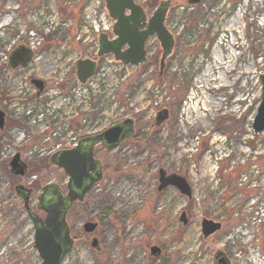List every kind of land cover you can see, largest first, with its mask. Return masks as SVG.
<instances>
[{
  "label": "rangeland",
  "instance_id": "obj_1",
  "mask_svg": "<svg viewBox=\"0 0 264 264\" xmlns=\"http://www.w3.org/2000/svg\"><path fill=\"white\" fill-rule=\"evenodd\" d=\"M161 1L135 0L148 16ZM169 1L165 25L175 46L163 73L152 37L145 62L128 67L126 77L112 56L96 55L99 33L111 36L104 0H0V264L40 263L14 187L33 190L29 205L35 210L41 187L64 188L67 181L39 151L52 148L48 105L57 98L37 97L30 80L47 88L64 80L59 89L67 95L77 81L75 62L84 58L98 63L86 120L103 130L131 118L135 133L115 149L96 146L102 180L69 214L75 242L61 263L217 264L214 255L228 248L229 264H264V133L251 129L264 74V0H204L192 9L186 0ZM30 43L35 54L28 67L8 68L9 53ZM115 99L118 109L112 108ZM163 108L170 118L156 128ZM15 153L28 166L24 178L10 174ZM160 168L185 177L192 198L173 188L156 193ZM203 218L219 222L221 230L203 239ZM87 221L98 222L91 235L82 230ZM93 236L98 250L90 246ZM150 247L161 255L152 258Z\"/></svg>",
  "mask_w": 264,
  "mask_h": 264
},
{
  "label": "water",
  "instance_id": "obj_2",
  "mask_svg": "<svg viewBox=\"0 0 264 264\" xmlns=\"http://www.w3.org/2000/svg\"><path fill=\"white\" fill-rule=\"evenodd\" d=\"M204 0H187L190 6L199 5ZM168 1H162L153 14L147 18L144 10L134 2V0H105V8L108 16L114 21L112 26L113 39H109L106 34L100 33L98 36V57L104 55L113 56L115 61L132 66H138L145 61V43L155 37L161 47L162 54L159 62V72L164 69L165 60L171 54L174 39L164 25L165 16L169 7ZM145 26L144 29L141 27ZM125 48L122 50V48ZM32 52L24 46H19L9 55L10 69L17 67L25 68L31 61ZM96 68V62L90 59L78 60L75 63L76 78L80 84L90 78ZM261 100L252 120L251 128L255 134L264 132V74L260 75ZM31 83L41 91L43 83L33 79ZM168 117L166 109L157 113L155 126L159 127ZM4 125V113L0 112V129ZM134 132V121L126 119L118 123L99 135L81 139L77 146L70 150L59 151L49 158V163L62 170L68 178V188L74 192L75 196L69 197L68 201L61 197L60 189L57 185H48L42 188L39 195L40 207L43 208L46 216L44 219L38 218L28 206L31 191L25 187L15 186V191L23 202L28 219L34 228L33 248L40 259L39 264H62L63 258L68 255L73 246V239L65 221V214L68 204L72 201H81L87 191L101 180V168L99 162L94 158L93 147L100 143L106 149L116 148L122 141L130 138ZM10 173L16 177H22L26 173L27 166L20 160L19 154L9 162ZM167 186L174 187L181 195L191 197L190 186L187 181L176 174L166 175L165 171L159 170V186L157 191H161ZM183 224L186 223L185 215L182 214ZM201 234L207 239L218 232L221 224L211 220L201 221ZM85 234H92L96 229V224L87 222L82 226ZM93 249L98 250L97 238L93 237L90 242ZM151 256L159 254L157 247L150 249ZM224 259H220V263Z\"/></svg>",
  "mask_w": 264,
  "mask_h": 264
},
{
  "label": "built area",
  "instance_id": "obj_3",
  "mask_svg": "<svg viewBox=\"0 0 264 264\" xmlns=\"http://www.w3.org/2000/svg\"><path fill=\"white\" fill-rule=\"evenodd\" d=\"M191 9V8H188ZM32 43H30L28 46L34 50V47L31 45ZM121 68H124L125 73H126V77L129 76L130 71L128 69V67L124 66V65H120ZM102 71V69L99 70L98 75H103L102 73H100ZM97 74V73H96ZM94 80V76L84 85H79L77 84L74 88H72L67 95H65L64 93H62L61 90H58L57 88L54 87V85H52V88H48V89H54L55 92L51 93L49 90L45 89L43 92L41 93H37L36 89H33V92L37 94V97L43 98H49L51 96H55V98H57V103L53 106L50 105V102L52 101L50 99L49 101V108L52 110V112L54 113V117H53V127H52V131L50 132L49 136H48V140L51 141L52 143V148L50 151H52L50 153V151H45L42 149H39L40 154H48V156L50 154H52L55 151L61 150V149H66V148H71L73 146H75L77 140L82 137V136H89V135H94L99 133L101 130H95L93 125H91L89 122L87 123V129L84 131L80 130L79 128H70V126L66 123L65 121V116H66V112L72 113L73 115L77 114V109L83 110L84 112H89V92L91 90L96 91L98 88V84L95 83ZM114 99V97H113ZM83 103V108H79V104ZM118 102L115 99L112 108L113 109H118ZM157 104V103H155ZM74 107V108H73ZM62 130V131H61ZM68 136V137H67ZM61 137H66V140H61ZM60 138V139H59ZM72 145V146H70ZM49 152V153H48ZM241 178H245L244 176H242Z\"/></svg>",
  "mask_w": 264,
  "mask_h": 264
},
{
  "label": "flooded vegetation",
  "instance_id": "obj_4",
  "mask_svg": "<svg viewBox=\"0 0 264 264\" xmlns=\"http://www.w3.org/2000/svg\"><path fill=\"white\" fill-rule=\"evenodd\" d=\"M145 10V9H144ZM111 28H112V25H111ZM109 29V28H108ZM101 33H103V34H106L107 36H109V38H111L112 36H110V35H108L107 33H104V32H101ZM100 34V33H99ZM148 41V40H147ZM147 41H146V43H147ZM97 42H98V40H97ZM146 43H145V47H144V49H145V60H146V57H147V50H146ZM98 46H99V43H98ZM125 48L123 47L122 48V50H124ZM104 56H108V55H104ZM103 56V57H104ZM111 56V55H110ZM98 64V63H97ZM42 83H43V89H45V88H47V85H45V83L42 81ZM61 84H64V80H62V81H59V83L58 84H55L54 85V87L55 88H57L58 90H61V89H59V85H61ZM75 86H76V84H75ZM74 86V87H75ZM74 87H72V88H74ZM72 88H69L68 90H67V93L72 89ZM62 91V90H61ZM62 93H64V91H62ZM167 111H168V117H167V119L164 121V122H167L168 120H169V118H170V115H169V109L167 108ZM3 112V111H2ZM65 121H66V123L71 127V128H79L80 130H82V131H84L85 132V130L87 129V126H88V121L86 120V112H84L83 110H80V109H77V114L76 115H73V114H68V112H66V116H65ZM163 122V123H164ZM161 126V125H160ZM159 126V127H160ZM154 127H156V128H158L157 126H155V122H154ZM134 133H135V129H134ZM86 136V135H85ZM100 146L102 149H104V150H108V149H106L104 146H102V144H97L96 146ZM96 146L94 145V147H93V155H94V158L99 162V165H100V170H101V180H102V176H103V167H102V162H101V160L95 155V149H96ZM119 146V145H118ZM117 146V147H118ZM115 149V148H114ZM112 150V149H111ZM43 156L45 155L46 157H47V154H42ZM48 163H49V158H48ZM50 164V163H49ZM50 165H52V164H50ZM52 166H54V167H56L55 165H52ZM28 167V166H27ZM57 168V167H56ZM58 169V168H57ZM161 169V168H160ZM159 169V170H160ZM60 170V169H59ZM159 170H158V172H157V174H158V178H157V185H156V193H158V194H160L162 191H166L168 188H173V189H175L174 187H172V186H167L166 188H164L163 190H161V191H157V188H158V186H159ZM162 170H164V169H162ZM10 171V170H9ZM62 171V170H61ZM165 171V173H166V175H170V174H176V175H179V176H181V177H183L181 174H179V173H174V172H167L166 170H164ZM26 173H27V169H26ZM257 173H258V171H257ZM11 174V173H10ZM64 174V173H63ZM25 176V175H24ZM24 176H22V177H19V178H24ZM14 177H16V176H14ZM66 177V176H65ZM184 179H185V177H183ZM66 185H65V187L63 188V187H61L60 185H58V184H56V183H48V184H46V185H44L43 187H45V186H48V185H57L58 187H59V189H60V192H61V197L62 198H64L65 199V201L67 200L68 201V196L69 197H73V196H75V194H74V192H72V190L70 189V188H68V178L66 177ZM100 180V181H101ZM186 180V179H185ZM99 181V182H100ZM187 181V180H186ZM99 182H97V183H95L94 184V186L93 187H95V185H97ZM187 183L189 184V182L187 181ZM21 186H23V185H21ZM189 186H190V191H191V198H192V196H193V191H192V187H191V185L189 184ZM24 187V186H23ZM43 187H41V189H40V192L38 193V196H37V206H36V209L34 210V209H32V211L34 212V214L38 217V218H41V219H44L45 218V216H46V213L43 211L44 209L43 208H41L40 207V200H39V195H41L42 194V188ZM92 187V188H93ZM27 188H29V190L31 191V193H30V196H29V200H28V203H29V201H30V199H31V196H32V194H33V190L30 188V187H27ZM92 188H90L89 189V191H87L86 193H85V195H84V197H83V199L81 200V201H78V200H75V201H72L71 203H70V205L68 204V208H67V210H66V214H65V221H66V223H67V226H68V228H69V230H70V226H69V214L72 212V210L75 208V207H78L79 206V204H80V206H82V205H84V201L86 200V196H87V194L92 190ZM176 190V189H175ZM177 191V190H176ZM14 192L16 193V191H15V187H14ZM178 192V191H177ZM179 193V192H178ZM17 194V193H16ZM179 195L181 196V197H185V196H183V195H181L180 193H179ZM17 196H18V194H17ZM19 197V196H18ZM20 198V197H19ZM190 198V199H191ZM188 199V198H187ZM190 199H188V200H190ZM20 200H21V198H20ZM22 201V200H21ZM182 214H184L185 216H186V214H185V212L184 211H181V213H180V215H179V221L183 224V220H182ZM186 220V219H185ZM87 222H92V223H95L96 224V229L95 230H97V228H98V222L97 221H87ZM87 222H85V223H87ZM85 223H83L82 224V226L85 224ZM31 225H32V223H31ZM184 225V224H183ZM200 225H201V223H200ZM32 228H33V225H32ZM200 229H201V226H200ZM83 230V229H82ZM220 230H221V228H220ZM219 230V231H220ZM218 231V232H219ZM33 232H34V228H33ZM84 232V231H83ZM217 233V232H216ZM216 233H214L213 235H215ZM87 235H90V234H87ZM213 235H211V236H213ZM70 236H71V231H70ZM210 236V237H211ZM94 237V236H93ZM71 238L73 239V244H74V238L71 236ZM92 238V237H91ZM209 238V237H208ZM152 247H150V249H151ZM158 249H159V254L158 255H156V256H151V254H150V256L152 257V258H157V257H159L160 255H161V249L159 248V247H157ZM150 249H149V251H150ZM228 251V248H226V249H224V251L223 252H218V253H216L215 255H214V259L216 260V262H217V264H229V259L227 260V257H225L224 255H225V253ZM150 253V252H149ZM220 259H224V262H222V263H220Z\"/></svg>",
  "mask_w": 264,
  "mask_h": 264
},
{
  "label": "bare ground",
  "instance_id": "obj_5",
  "mask_svg": "<svg viewBox=\"0 0 264 264\" xmlns=\"http://www.w3.org/2000/svg\"><path fill=\"white\" fill-rule=\"evenodd\" d=\"M231 45V44H230ZM216 64H217V62H216ZM218 65V64H217ZM229 69V68H228ZM204 87V86H203ZM206 90V89H205Z\"/></svg>",
  "mask_w": 264,
  "mask_h": 264
},
{
  "label": "trees",
  "instance_id": "obj_6",
  "mask_svg": "<svg viewBox=\"0 0 264 264\" xmlns=\"http://www.w3.org/2000/svg\"><path fill=\"white\" fill-rule=\"evenodd\" d=\"M79 206H80V205H79ZM79 206H78V207H79Z\"/></svg>",
  "mask_w": 264,
  "mask_h": 264
}]
</instances>
